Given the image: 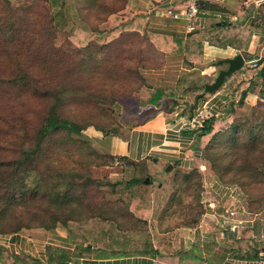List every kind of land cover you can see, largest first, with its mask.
I'll use <instances>...</instances> for the list:
<instances>
[{
	"label": "rangeland",
	"instance_id": "374dc122",
	"mask_svg": "<svg viewBox=\"0 0 264 264\" xmlns=\"http://www.w3.org/2000/svg\"><path fill=\"white\" fill-rule=\"evenodd\" d=\"M52 2L0 0V80L25 73L33 85L0 81V162L22 159L27 163L19 174H13L11 167L0 171V184L16 180L15 185L26 189L21 195L14 187L8 194L17 192L18 201L0 216V232L15 231L33 241H48L50 235L45 234L58 229L70 239L62 220L82 224L89 220V226L97 216L115 226L114 238L133 253L160 237L157 233L193 225L205 213L223 212L229 206L238 217L247 215L244 209L264 213V144L252 148L245 132L238 133L239 125L248 131L264 122V103H243L232 108L228 121L213 123L217 136L209 135L204 148L207 158L201 170L193 169L197 173L174 165L166 170L151 159L130 163L100 153L85 132L118 133L122 99L123 107H128L130 98L145 103L149 95L163 89L168 97L161 98L159 106L183 107L192 114L197 96L194 77L188 78L181 68L186 60L168 58L158 48V39L152 38L155 46L149 40L147 24L152 22L146 18L147 10L131 8L128 0ZM54 19L64 24L59 26ZM132 21L141 28L130 29ZM43 90L61 93L59 116L77 123L81 131L70 136L53 132L28 162L22 149L32 148L43 117L55 106V97L41 96ZM198 91L201 97L208 94L201 86ZM181 94L188 98L179 100ZM254 129L255 134L264 135V127ZM228 136L238 138L247 149L235 148ZM21 144L24 148H19ZM140 207L148 211L146 220ZM53 217L59 222L53 223ZM84 240L97 254H110V247H95L99 244L92 234ZM53 259L30 262L56 264ZM8 262L15 264L11 258Z\"/></svg>",
	"mask_w": 264,
	"mask_h": 264
},
{
	"label": "crops",
	"instance_id": "0c3cea01",
	"mask_svg": "<svg viewBox=\"0 0 264 264\" xmlns=\"http://www.w3.org/2000/svg\"><path fill=\"white\" fill-rule=\"evenodd\" d=\"M187 1L128 0V6L147 10L146 18L150 17L149 21L152 22L147 24V32L151 34L148 38L154 46L152 38H159L158 48L168 58L186 60L188 64L181 68L188 73V78L194 77L192 86L196 95H201L198 91L200 86L203 90L205 83L213 81L218 69L226 67L216 66V61L241 54V68L227 76L216 91L195 98L192 114L183 111V107L166 110L159 106L162 105L161 99L157 101L158 105H154L130 98L128 107H123L122 99L118 133L103 134L91 129L85 132L86 139L95 144L100 153L130 163H147L151 159L157 167L165 168L171 164L182 170H201L204 166L201 159L203 147L214 132L197 138L198 125L212 116L216 124L225 123L232 114V108L238 106L239 96L225 92L226 82L236 77L240 90L245 91L243 103H264V0H196L198 14L191 22L190 30L183 18L173 19L165 14L167 8H181ZM158 17L164 18V21ZM136 23L132 21L128 26L141 25ZM238 27L243 28L246 35L241 49L229 44L215 45L207 38L208 34L213 35L220 30L227 37L233 28ZM163 36L168 43L162 41ZM188 36L194 39L189 51L178 52L176 37L185 42ZM198 42L200 46L195 45ZM253 59L258 60L256 68L248 63ZM188 78L183 80L186 82L184 86L188 85ZM181 95L178 96L179 100L188 98ZM193 121L198 125L193 127ZM220 213L222 211L219 210L205 213L193 225L157 233L160 237H153L142 245L140 251L133 253L99 255L92 250L90 254L86 253L88 255L75 256V243L58 229L45 234L50 235L48 241H33L22 233H0V249L6 256L22 254L36 259L37 263L52 257H55L53 261L65 257L66 262L71 264H264V213L251 214L244 209L243 213L247 215L239 217L244 218L245 222L236 232L217 223ZM235 240L252 242L254 245L251 248L258 252L257 257L245 258L247 251L239 253ZM124 250L128 251L126 248Z\"/></svg>",
	"mask_w": 264,
	"mask_h": 264
},
{
	"label": "trees",
	"instance_id": "16d2710c",
	"mask_svg": "<svg viewBox=\"0 0 264 264\" xmlns=\"http://www.w3.org/2000/svg\"><path fill=\"white\" fill-rule=\"evenodd\" d=\"M53 2H56V0H52ZM52 2V3H53ZM53 6H55L53 4ZM118 17L114 16V20H117ZM58 22L59 26L63 25L64 23L62 22L63 20H58V19H54L53 21ZM130 29L133 28H137L139 29L140 26L134 27V26H128ZM228 30V29H226ZM244 29L243 28H233L232 33L229 36H225V34L223 33V30H220L218 32H216L213 35L208 34L207 38L215 45H232L238 48H243V45L245 43V34H244ZM91 37V34H87L85 36V39L87 40L88 38ZM161 37V36H160ZM164 38V39H163ZM162 41H166L167 39L165 38V36H163ZM159 39V38H157ZM150 40V39H149ZM194 39H191V36H188L187 39L185 40V42L182 40V38L176 37V46H177V51L180 53H187L189 51V46L190 43L193 41ZM196 46H200V42L195 43ZM6 84H10V85H15V84H24L26 86H30L32 87V83L31 80L28 78L27 74L23 73V75H21V77L19 78H11L10 80L5 79V80H0ZM194 82V81H193ZM239 83L237 82L236 77H232L231 79H229L226 82L225 85V92L235 96L238 95L239 99H238V105H242L243 104V98L245 95V91L244 90H240ZM202 88V87H201ZM40 93V92H39ZM53 95L55 97L56 100H54V104L55 106H51L49 108V110H47L46 115L43 117L42 122L39 126V128L37 129L36 133L34 134V141H33V146L30 150H25L22 149V154H24L28 160V162L32 161V157L34 155V153L41 147V145L43 143H45V139L49 138L51 136V134L53 132H63L65 135L70 136V134H79V132L81 131V127L70 120H66L63 119L59 116L58 113V105L59 103H61L62 100H60V96L61 93L57 92V91H51L48 92L47 90H43L41 96L45 97V96H50ZM163 97H168V94L166 93L165 90L163 89H158L156 90L153 94L148 96V100L145 101V103L148 104H154V105H158L157 101ZM199 97V95H197L195 98ZM260 103V102H259ZM264 120V118H263ZM215 121V118L212 117H208L206 119L203 120L201 127H199L198 130V134H197V138H201L202 136L208 135L210 133H212L213 131V123ZM260 123V122H259ZM25 122L23 123V126H21L20 131L23 132L24 131V127H25ZM264 127V122L262 124L259 125H252L250 126L249 130L246 131V128H244V126H240L239 125V132L244 131L245 135L244 138H247V143L249 145H251L252 148L261 146L262 144H264V135H257L255 134V127L261 128ZM99 130H102L100 128H98ZM97 129V130H98ZM108 133H116L114 131L108 132ZM105 133V134H108ZM104 134V133H103ZM213 139H216V134H212ZM209 141V140H208ZM228 141L230 142L231 145L236 146L235 148H239L240 147H244L245 149H247V146L241 145L240 144V140L235 139L232 136H228ZM211 142V139H210ZM214 142V141H213ZM208 143V144H207ZM206 145H209V142H207ZM205 145V146H206ZM203 147L202 150V154H201V159L203 160L204 158H207L205 156V149L206 147ZM19 148H24V145L21 144L19 145ZM216 151V150H215ZM32 155V156H31ZM111 157V156H109ZM113 158V157H112ZM115 159V158H114ZM121 159V158H119ZM25 165H27V163L25 161H23L22 159L19 160H14V161H10V162H6V163H2L0 162V171L2 173L1 169H7L11 167V172L13 174H19L18 172L20 171V169H22V167H25ZM241 169V168H240ZM191 171H195L191 169ZM190 171V172H191ZM197 173V172H196ZM138 181L137 179L132 180L131 183ZM16 184V180H11V183L6 184V182H4L3 184H0V216L7 211V208H9L11 203H14L15 201H18L16 198V193L19 192L21 195H23L26 191V189H24V186H18L15 185ZM14 187H18V191L16 193H14L13 195H8L10 193H12L13 188ZM64 199L67 198L68 196L65 194ZM8 199V200H6ZM68 201V200H67ZM141 208V207H140ZM139 209V208H138ZM140 215L143 217V219H147L148 218V211H144L143 208H141L139 210ZM71 218L67 219V221L62 220L61 224H63V227L66 230V233L68 236H70V240H72L75 243V256H82V255H88L86 253H91L92 249H94V246H90V244H86L87 240H84L89 234H92V236H94V241H97V243L99 245H95V247H100V245L102 244L103 248L109 249L110 253L112 255H116V254H122V253H127L128 251H125L121 244H119L118 242V238H114V230H115V226L110 222V221H105L97 216H95L91 222V225H87L85 223H81V222H74L73 220H70ZM53 223L55 222H59V220H56L55 217L52 218ZM88 226V232L86 231ZM50 228V227H47ZM75 230L77 231V233L75 232ZM94 230V232L92 231ZM2 234H11V233H16L15 231L13 232H0ZM93 238V237H92ZM235 245L237 247V250L240 252L243 251H247L246 255H244L245 258H256L257 257V253L256 251H254L251 246L254 245L252 242L249 241H239V240H235ZM113 244L116 245V247L113 246ZM236 252V257H237V253ZM8 258H11L13 260V262L15 264H31V262H36L37 260L34 258H30L27 257L25 255L22 254H11L9 256H6L3 251L0 249V264H10L8 262ZM31 261V262H30ZM67 261V258L62 257L59 260H56L54 262H56V264H63L64 262Z\"/></svg>",
	"mask_w": 264,
	"mask_h": 264
},
{
	"label": "built area",
	"instance_id": "2783aa9c",
	"mask_svg": "<svg viewBox=\"0 0 264 264\" xmlns=\"http://www.w3.org/2000/svg\"><path fill=\"white\" fill-rule=\"evenodd\" d=\"M165 14L172 17L173 19L183 18L188 22L187 29H191V22H193L198 14V7L196 5V0H189L186 4L181 8H170L165 10ZM258 60H250L248 63L251 65L252 68L257 67ZM193 127L198 125L193 121ZM201 127V125H198ZM244 218L238 217L234 210L225 209L222 213H220L217 217V223L221 225V227H227L231 232H236L239 227L244 224Z\"/></svg>",
	"mask_w": 264,
	"mask_h": 264
},
{
	"label": "water",
	"instance_id": "95a60500",
	"mask_svg": "<svg viewBox=\"0 0 264 264\" xmlns=\"http://www.w3.org/2000/svg\"><path fill=\"white\" fill-rule=\"evenodd\" d=\"M242 64H243V57L241 54H237L233 58H225V59H220V60L216 61V63H215L216 66L226 65V67L218 69L216 76L213 79V81L210 83L204 84L203 92L204 93L214 92L217 89H219L220 86L222 85L224 79L227 76H229L232 72L240 69ZM153 159L156 160V158H153ZM171 167H172V165L168 164L166 167V170H168ZM147 180L148 179L145 178V182H147ZM63 264H71V263L64 262Z\"/></svg>",
	"mask_w": 264,
	"mask_h": 264
}]
</instances>
